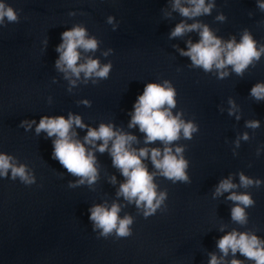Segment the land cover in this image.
<instances>
[{
  "label": "water",
  "instance_id": "95a60500",
  "mask_svg": "<svg viewBox=\"0 0 264 264\" xmlns=\"http://www.w3.org/2000/svg\"><path fill=\"white\" fill-rule=\"evenodd\" d=\"M0 3L17 15V22L7 17L0 22V155L12 157L10 163L24 165L35 178L33 184L12 180L11 170L7 178L0 176V264H210L212 256L218 264L234 259L255 264L238 251L233 255L229 249L225 256L218 242L233 231L264 242V95L257 99L251 94L256 85L264 86V10L259 7L264 0H205L210 12L191 18L174 8L175 0ZM180 6L194 7L188 0H180ZM180 23L202 27L172 37ZM203 26L222 45L239 44L247 32L259 60L240 74L231 65H213L210 71L193 65L181 52L189 51V42H200ZM75 27L97 41L95 51L77 49V67L88 59L101 67L111 64L107 78H86L83 72L77 77L56 67L62 34ZM150 83L174 89L171 114L197 128L191 139L181 129L170 144L145 143L139 125L129 127L138 97ZM70 115L85 125L73 124L69 135L95 158L91 184L53 158L58 137L36 132L42 117L67 120ZM253 122L258 127H250ZM102 124L135 137L129 148L137 154L149 150L142 163L154 174L157 196L166 194L153 215L146 218L143 205L138 208L134 200L118 195L127 178L113 164V141L103 153L98 151L102 140L85 143L88 129L98 131ZM165 148L186 161L187 181L169 180L154 167L151 150L159 149L162 158ZM241 174L253 184L242 186ZM223 181L235 187L217 194ZM233 193L249 195L254 204L228 199ZM113 204L121 209L120 219L132 218L131 235L118 237L114 230L103 236L102 229L94 228L89 210ZM237 206L244 209V224L232 219Z\"/></svg>",
  "mask_w": 264,
  "mask_h": 264
},
{
  "label": "clouds",
  "instance_id": "9594fccd",
  "mask_svg": "<svg viewBox=\"0 0 264 264\" xmlns=\"http://www.w3.org/2000/svg\"><path fill=\"white\" fill-rule=\"evenodd\" d=\"M188 2L194 7H181L180 0H175L174 8L178 9L184 17L191 18L202 13L207 14L212 7L211 5L205 7V0H188ZM259 7L264 10V4H259ZM4 17H7L9 22H17L15 11L11 7L6 8L3 3H0V22L3 21ZM218 19H223V17H218ZM109 23H111V18H109ZM201 27L200 24L186 25L180 23L171 35L172 37L181 36L185 32L195 31ZM85 37L86 32L81 27H75L62 34L63 43L56 49L57 52L61 53L59 60L56 62V67L62 71L71 70L77 77L83 72L86 78L93 75L102 79L107 78L111 70V64L101 67L98 60L88 59L85 64L77 67V62L80 59L78 48H82L85 52L97 49V41L94 38L86 39ZM200 37L199 43L191 44L189 42V51H182L181 55L190 57L193 65L202 67L205 71H210L213 65L217 69L231 65L234 71L240 74L253 59L259 60L260 52L256 50L255 41L247 32H245L239 44L232 40L226 45H222L221 40L216 38L207 26H203ZM261 51H264V49ZM62 65L66 66V69L62 68ZM167 83L166 81L165 84L167 85ZM175 94L174 89L170 86L161 87L158 84L150 83L145 86L143 94L138 97V102L134 106L135 113L129 127L139 125L140 131L146 134L145 143L160 140L165 144H170L179 138L181 129L186 139H191L192 134L197 131V128L191 122L184 123L172 116L170 109L175 107ZM251 94L259 99L264 95V86L256 85ZM84 103H87V101ZM165 105L168 106L167 109L164 108ZM32 123H35V121H32ZM73 124L79 128L85 127L78 116L73 117L70 115L67 120L62 116L56 118L42 117L36 132L46 131L49 137H58L53 142V158L58 160L69 173L88 178V182L91 184L96 179L95 158L92 153H86L84 144L73 140L69 135ZM249 126L258 127V122H253ZM28 127L30 128L31 124H28ZM73 135L75 134L73 133ZM244 139H247V135L244 136ZM84 140L86 144L102 140L103 144L98 148L101 153L108 148V142L113 141L111 148L113 164L127 178V182L120 186L118 195H123L129 202L134 200L138 208L143 205L146 218L153 215L166 198V194L160 193L159 197L157 196L156 186L153 183L154 174H149L142 163L141 158H147L149 150L140 149L137 154L136 150H130L129 148L130 142L134 141L135 137L116 133L111 126L103 124L98 131L89 128ZM176 152L180 153L182 149L177 148ZM11 160L12 157L10 156L0 155V176L7 178L8 172L11 170L12 180L19 177L25 184L35 183V178H30L27 175L24 165L17 167L10 163ZM151 162L169 180H188L184 171L187 167L186 161L182 158L178 160L175 155L171 154L169 148L164 149L162 158L159 149H152ZM240 181L244 187L253 184V181L243 174L240 175ZM80 183H83V180ZM255 184L259 186L260 181H255ZM234 187L235 185L230 181H223L217 188V194L228 192ZM228 199L246 207L254 204L249 195H236L233 193ZM120 210L117 204H113L110 209L99 205L94 206L89 210L91 213L89 219L94 222V228L103 230L101 233L103 236H107L115 230L118 237H127L131 235L129 226L133 223V220L130 216L120 219L118 216ZM231 216L234 221L241 224L246 223L247 218L244 209L239 206L231 210ZM218 247L225 256L230 249L233 255L238 251L247 259L255 261V264H264V242L256 235L233 231L219 240ZM210 264H218L215 256H212ZM231 264H241V261L234 259Z\"/></svg>",
  "mask_w": 264,
  "mask_h": 264
}]
</instances>
